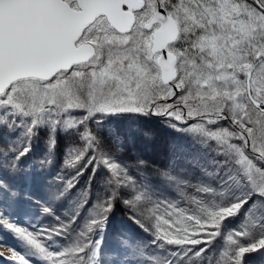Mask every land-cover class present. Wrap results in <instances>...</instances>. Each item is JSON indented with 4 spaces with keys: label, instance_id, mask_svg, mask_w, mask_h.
Wrapping results in <instances>:
<instances>
[{
    "label": "snow or ice",
    "instance_id": "1",
    "mask_svg": "<svg viewBox=\"0 0 264 264\" xmlns=\"http://www.w3.org/2000/svg\"><path fill=\"white\" fill-rule=\"evenodd\" d=\"M152 117L185 135L158 180L123 156ZM42 132V164L71 140L54 222L0 215L11 264H264V0H0L5 199Z\"/></svg>",
    "mask_w": 264,
    "mask_h": 264
},
{
    "label": "rangeland",
    "instance_id": "2",
    "mask_svg": "<svg viewBox=\"0 0 264 264\" xmlns=\"http://www.w3.org/2000/svg\"><path fill=\"white\" fill-rule=\"evenodd\" d=\"M127 130L130 127V123L125 121L122 126ZM131 127L135 129L137 125L132 124ZM141 130L135 133L134 139H129L126 142V148L123 152L124 159L132 162L142 160V170L150 175L153 179H159V170L162 165L166 163V158L170 146L175 142H185L184 133L175 131L164 123L163 118L152 117L146 123L140 126ZM47 134L42 132L39 140L32 141V148L35 147V152L32 157L28 154L23 158V164L25 165V171H31L36 177L32 189V198L27 201H21L20 203H14L12 199H5L3 195H0V215L4 212L10 214V218L17 220L21 226L29 225L32 218L35 216L38 223H52L53 218L47 214H43L42 207L43 201L51 194L52 191L58 186L57 174L61 172L64 167V161H57L50 167V162L41 163L48 155V144L46 142ZM9 141L7 136H0V148ZM71 142L70 138L63 134L57 136L55 150L53 153L59 154L58 156H64L66 153L67 145ZM17 147L20 146V141H16ZM24 143H27L24 141ZM118 155L120 153H117ZM65 157V156H64ZM67 171H71L68 169ZM133 171L135 169L133 168ZM12 173L9 171L8 177L0 179V185L6 187L7 182L12 181ZM83 183V181H82ZM6 190L11 195V192L16 191V188ZM67 208V203L63 205ZM123 208V206L121 207ZM111 223H119L114 220ZM20 249L18 242L13 238V234L6 228H0V264H11L12 249Z\"/></svg>",
    "mask_w": 264,
    "mask_h": 264
},
{
    "label": "trees",
    "instance_id": "3",
    "mask_svg": "<svg viewBox=\"0 0 264 264\" xmlns=\"http://www.w3.org/2000/svg\"><path fill=\"white\" fill-rule=\"evenodd\" d=\"M38 149H37V151H34L35 147L33 146L32 151L29 153L30 157H32L35 152H38L40 150V149L39 150ZM58 155L59 154H57V153H52V156L50 158V167H52L54 165V163L57 164V161H63L65 159V157H64L65 155L64 156L63 155L62 156H58ZM121 207H122V205H119V204L117 205V208H116V210L114 211V214H113L112 221L116 220L118 222H121V221H127L128 220L126 211L121 209Z\"/></svg>",
    "mask_w": 264,
    "mask_h": 264
}]
</instances>
